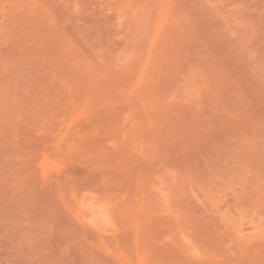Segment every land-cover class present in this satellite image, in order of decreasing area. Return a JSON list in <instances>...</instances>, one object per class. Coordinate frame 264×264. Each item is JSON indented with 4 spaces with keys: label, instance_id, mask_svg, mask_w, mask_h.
Segmentation results:
<instances>
[{
    "label": "rangeland",
    "instance_id": "obj_1",
    "mask_svg": "<svg viewBox=\"0 0 264 264\" xmlns=\"http://www.w3.org/2000/svg\"><path fill=\"white\" fill-rule=\"evenodd\" d=\"M0 264H264V0H0Z\"/></svg>",
    "mask_w": 264,
    "mask_h": 264
}]
</instances>
